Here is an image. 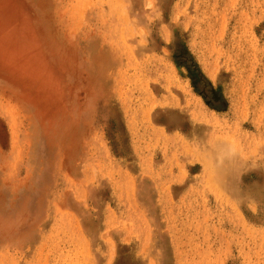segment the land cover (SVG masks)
<instances>
[{
	"label": "rangeland",
	"instance_id": "obj_1",
	"mask_svg": "<svg viewBox=\"0 0 264 264\" xmlns=\"http://www.w3.org/2000/svg\"><path fill=\"white\" fill-rule=\"evenodd\" d=\"M0 264H264V0H0Z\"/></svg>",
	"mask_w": 264,
	"mask_h": 264
},
{
	"label": "bare ground",
	"instance_id": "obj_2",
	"mask_svg": "<svg viewBox=\"0 0 264 264\" xmlns=\"http://www.w3.org/2000/svg\"><path fill=\"white\" fill-rule=\"evenodd\" d=\"M123 7V6H122ZM131 55V54H130ZM217 141V140H216ZM216 143V142H215ZM212 157V156H211ZM212 159V158H211ZM210 162V161H209ZM212 173V172H211ZM213 174V173H212Z\"/></svg>",
	"mask_w": 264,
	"mask_h": 264
}]
</instances>
